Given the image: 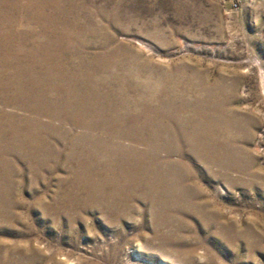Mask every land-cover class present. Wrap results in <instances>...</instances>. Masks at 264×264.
Listing matches in <instances>:
<instances>
[{"label":"rangeland","instance_id":"374dc122","mask_svg":"<svg viewBox=\"0 0 264 264\" xmlns=\"http://www.w3.org/2000/svg\"><path fill=\"white\" fill-rule=\"evenodd\" d=\"M0 40V264H264V0H0Z\"/></svg>","mask_w":264,"mask_h":264},{"label":"bare ground","instance_id":"6f19581e","mask_svg":"<svg viewBox=\"0 0 264 264\" xmlns=\"http://www.w3.org/2000/svg\"><path fill=\"white\" fill-rule=\"evenodd\" d=\"M23 6H24V5H23ZM50 19H51V18H50ZM58 29H59V28H58ZM45 30H46V29H45ZM6 32H7V31H6ZM0 41H1V40H0ZM44 48H45V47H44ZM40 49H42V48H40ZM55 49H56V48H55ZM58 49H59V48H58ZM46 50H47V49H46ZM38 51H39V49H38ZM36 52H37V50H36ZM55 52H57V51L55 50ZM115 52H116V51H115ZM38 53H39V52H38ZM40 53H41V52H40ZM42 54H43V53H42ZM50 54H51V53H50ZM51 55H52V54H51ZM51 55H50V56H51ZM8 56H9V55H8ZM43 56H44V55H43ZM47 56H48V55H47ZM47 56H46V57H47ZM34 57H36V56H34ZM37 57H39V56H37ZM41 57H42V56H41ZM57 57H58V56H57ZM30 58H31V57H30ZM43 58H44V57H43ZM43 58H42V59H43ZM20 59H22V57H21ZM36 59H37V58H36ZM47 59H48V58H47ZM11 60H12V59H11ZM23 60H24V59H23ZM40 60H41V59H40ZM52 60H53V59H52ZM49 61H50V60H49ZM40 62H41V61H40ZM47 62H48V60H47ZM58 62H59V60H58ZM26 63H27V62H26ZM50 63H52V62H50ZM55 63H56V62H55ZM7 64H8V63H7ZM9 64H10V63H9ZM18 64H19V63H18ZM20 64H21V63H20ZM24 64H25V63H24ZM37 65H38V64H37ZM48 65H50V64H48ZM22 66H23V65H22ZM26 66H27V65H26ZM43 66H44V65H43ZM62 66H63V65H62ZM30 67H31V65H30ZM32 67H33V66H32ZM37 67H38V66H37ZM40 67H41V66H40ZM48 67H49V66H48ZM4 68H5V67H4ZM11 68H12V67H11ZM21 68H23V67H21ZM27 68H28V67H27ZM50 68H51V67H50ZM67 69H68V68H67ZM1 70H2V69H1ZM5 70H6V69H5ZM32 70H33V69H32ZM32 70H31V71H32ZM51 70H52V69H51ZM35 71H36V70H35ZM37 71H39V70H37ZM46 71H47V70H46ZM52 71H53V70H52ZM59 71H60V70H59ZM0 72H1V71H0ZM39 72H40V71H39ZM42 72H43V71H42ZM55 72H56V71H55ZM2 73H3V72H2ZM13 73H15V72H13ZM18 73H19V72H18ZM20 73H22V72H20ZM44 73H45V72H44ZM10 74H11V73H10ZM23 74H24V73H23ZM31 74H32V73H31ZM52 74H53V73H52ZM67 74H68V73H67ZM21 75H22V74H21ZM46 75H47V74H46ZM50 75H51V74H50ZM6 76H7V75H6ZM15 76H16V75H15ZM27 76H28V75H27ZM30 76H31V75H30ZM51 76H52V75H51ZM63 76H64V75H63ZM16 77H17V76H16ZM47 77H48V76H47ZM1 78H2V77H1ZM13 78H14V77H13ZM48 78H49V77H48ZM6 79H7V78H6ZM16 79H17V78H16ZM21 79H22V78H21ZM38 79H39V78H38ZM50 79H51V78H50ZM50 79H49L48 81H50ZM53 79H54V77H53ZM58 79H59V78H58ZM72 79H73V78H72ZM85 79H86V78H85ZM14 80H15V79H14ZM25 80H26V79H25ZM35 80H36V79H35ZM62 80H63V79H62ZM10 81H11V80H10ZM21 81H22V80H21ZM21 81H20V82H21ZM58 81H59V80H58ZM68 81H69V80H68ZM79 81H82V80H79ZM18 82H19V80H18ZM23 82H24V81H23ZM51 82H53V81H51ZM65 82H66V81H65ZM0 83H1V82H0ZM6 83H7V82H6ZM10 83H11V82H10ZM15 83H16V82H15ZM15 83H14V84H15ZM25 83H26V82H25ZM32 83H34V82L32 81ZM58 83H59V82H58ZM82 83H83V82H82ZM67 84H68V83H67ZM80 84H81V83H80ZM88 84H89V83H88ZM2 85H3V84H2ZM21 85H22V84H21ZM31 85H32V84H31ZM43 85H44V84H43ZM55 85H56V84H55ZM65 85H66V84H65ZM73 85H74V84H73ZM82 85H83V84H82ZM0 86H1V85H0ZM6 86H7V85H6ZM6 86H5V88H6ZM9 86H10V85H9ZM16 86H17V85H16ZM67 86H68V85H67ZM90 86H91V85H90ZM26 87H27V86H26ZM38 87H39V86H38ZM43 87H44V86H43ZM48 87H49V86H48ZM57 87H58V86H57ZM33 88H34V87H33ZM54 88H56V87H54ZM72 88H73V87H72ZM82 88H83V87H82ZM16 89H17V88H16ZM27 89H28V88H27ZM47 89H48V88H47ZM58 89H59V88H58ZM60 89H61V88H60ZM79 89H80V88L78 87V90H79ZM8 90H9V89H8ZM28 90H29V89H28ZM49 90H51V89H49ZM56 90H57V89H56ZM0 91H1V90H0ZM10 91H11V90H10ZM25 91H26V90H25ZM66 91H67V90H66ZM68 91H69V90H68ZM12 92H13V90H12ZM19 92H20V91H19ZM21 92H22V91H21ZM29 92H31V91H29ZM34 92H35V91H34ZM40 92H41V91H40ZM45 92H46V90H45ZM51 92H52V91H51ZM0 93H1V92H0ZM10 93H11V92H10ZM43 93H44V92H43ZM47 93H48V92H47ZM47 93H45V94H47ZM49 93H50V92H49ZM19 94H20V93H19ZM39 94H40V93H39ZM50 94H51V93H50ZM80 94H81V93H80ZM55 95H56V93H55ZM72 95H73V94H72ZM14 96H16V95H14ZM46 96H47V95H46ZM77 96H78V95H77ZM96 96H97V95H96ZM11 97H12V96H10V98H11ZM20 97H21V95H20ZM30 97H31V96H30ZM32 97H33V96H32ZM89 97H90V96H89ZM105 97H106V96H105ZM0 98H1V97H0ZM2 98H3V97H2ZM10 98H9V99H10ZM35 98H36V97H35ZM40 98H41V97H40ZM42 98H43V97H42ZM49 98H50V96H49ZM52 98H53V97H52ZM66 98H67V97H66ZM94 98H95V97H94ZM111 98H112V97H111ZM21 99H22V98H21ZM28 99H29V98H28ZM38 99H39V98H38ZM71 99H72V98H71ZM79 99H80V98H79ZM107 99H108V98H107ZM107 99H106V100H107ZM43 100H44V99H43ZM76 100H77V99H76ZM84 100H85V99H84ZM96 100H97V99H96ZM28 101H29V100H28ZM45 101H46V100H45ZM109 101H110V99H109ZM17 102H20V101H17ZM17 102H15V103H17ZM53 102H54V100H53ZM56 102H57V101H56ZM56 102H55V103H56ZM60 102H61V101H60ZM68 102H69V101H68ZM0 103H1V102H0ZM9 103H10V102H9ZM12 103H13V102H12ZM35 103H36V101H35ZM81 103H82V102H81ZM17 104H18V103H17ZM19 104H20V103H19ZM31 104H32V103H31ZM31 104H30V105H31ZM36 104H37V103H36ZM48 104H49V103H48ZM77 104H78V103H77ZM83 104H84V103H83ZM90 104H91V102H90ZM4 105H5V103H4ZM13 105H14V103H13ZM41 105H42V103H41ZM44 105H45V104H44ZM73 105H75V107L78 106V105H76V103L73 104ZM5 106H6V105H5ZM16 106H17V105H16ZM27 106H28V105H27ZM60 106H61V105H60ZM71 106H72V105H71ZM40 107H41V106H40ZM55 107H56V106H55ZM60 108H61V107H60ZM63 108H64V107H63ZM42 109H43V108H42ZM45 109H47V108H45ZM57 109H58V107H57ZM26 110H27V108H26ZM36 110H37V109H36ZM38 110H39V109H38ZM40 110H41V109H40ZM40 110H39V111H40ZM43 110H44V109H43ZM66 110H67V109H66ZM1 111H2V110H1ZM12 111H13V110H12ZM45 111H46V110H45ZM48 111H49V110H48ZM27 112H28V110H27ZM42 112H43V111H42ZM67 112H68V111H67ZM33 113H35L34 110H33ZM37 113H38V112H37ZM68 113H69V112H68ZM28 114H29V113H28ZM51 114H52V113H51ZM72 114H73V112L71 113V115H72ZM0 115H2V114L0 113ZM41 115H44V113L41 114ZM58 115H59V113H58ZM78 115H79V114H78ZM51 116H52V115H51ZM75 116H76V115H75ZM113 116H114V115H113ZM5 117H6V116H5ZM5 117H4V118H5ZM30 117H31V116H30ZM37 117H38V116H37ZM63 117H64V116H63ZM78 117H79V116H78ZM88 117H89V116H88ZM6 118H7V117H6ZM13 118H14V117H13ZM10 119H11V118H10ZM72 119H73V118H72ZM31 120H32V119H31ZM48 120H49V119H48ZM65 120H66V119H65ZM75 120H76V119H75ZM77 120H78V119H77ZM11 121H12V120H11ZM22 121H23V120H22ZM26 121H27V120H26ZM29 121H30V120H29ZM43 121H44V120H43ZM69 121H70V119H69ZM9 122H10V121H9ZM46 122H47V121H46ZM2 123H3V122H2ZM5 123H6V122H5ZM30 123H31V122H30ZM30 123H29V124H30ZM60 123H61V122H60ZM84 123H85V121H84ZM29 124H28V125H29ZM33 124H34V123H33ZM35 124H36V123H35ZM31 125H32V124H31ZM37 125H38V124H37ZM57 125H58V124H57ZM5 126H6V125H5ZM8 126H9V125H8ZM24 126H25V125H24ZM32 126H33V125H32ZM63 126H64V125H63ZM72 126H73V124H72ZM86 126H87V125H86ZM21 127H22V126H21ZM65 127H66V126H65ZM67 127H68V126H67ZM75 127H76V126H75ZM81 127H82V126H81ZM3 128H4V127H3ZM5 128H6V127H5ZM29 128H30V127H29ZM83 128H84V126H83ZM7 129H8V128H7ZM15 129H16V131H17V128H15ZM40 129H41V128H40ZM57 129H58V128H57ZM66 129H67V128H66ZM77 129H78V128H77ZM112 129H113V128H112ZM114 129H115V128H114ZM19 130H20V129H19ZM44 130H45V129H44ZM64 130H65V129H64ZM68 130H69V129H68ZM70 130H71V129H70ZM97 130H98V129H97ZM6 131H7V130H6ZM10 131H11V130H10ZM16 131H15V132H16ZM20 131H21V130H20ZM28 131H29V130H28ZM28 131H27V132H28ZM37 131H38V130L36 129V132H37ZM78 131H79V130H78ZM90 131H91V130H90ZM3 132H4V131H3ZM21 132H22V131H21ZM25 132H26V131H25ZM46 132H47V130H46ZM8 133H9V131H8ZM16 133H17V132H16ZM18 133H19V132H18ZM47 133H48V132H47ZM47 133H46V134H47ZM60 133H61V132H60ZM79 133H80V132H79ZM81 134H82V133H81ZM8 135H9V134H8ZM33 135H34V133H33ZM74 135H75V134H74ZM76 135H77V134H76ZM76 135H75V136H76ZM10 136H11V135H10ZM13 136H14V135H13ZM13 136H12V137H13ZM58 136H60V135H58ZM63 136H64V135H63ZM92 136H93V135H92ZM26 137H27V136H26ZM67 137H68V136H67ZM93 137H94V136H93ZM13 138H15V137H13ZM20 138H21V137H20ZM20 138H19V139H20ZM53 138H54V137H53ZM74 138H75V137H74ZM74 138H73V139H74ZM81 138H82V136H81ZM1 139H2V137H1ZM28 139H29V138H28ZM75 139H76V138H75ZM78 139H79V138H78ZM11 140H12V139H11ZM21 140H22V138H21ZM24 140H25V139H24ZM29 140H30V139H29ZM37 140H38V139H37ZM42 140H43V139H42ZM119 140H120V139H119ZM127 140H128V139H127ZM8 141H9V140H8ZM33 141H34V140H33ZM45 141H46V140H45ZM45 141H44V142H45ZM25 142H26V141H25ZM26 143H28V142H26ZM36 143H37V142H36ZM48 143H49V141H48ZM0 144H1V143H0ZM3 144H4V143H3ZM33 144H34V142H33ZM4 146H5V145H4ZM10 146H11V145H10ZM16 146H17V145H16ZM21 146H22V145H21ZM51 146H52V145H51ZM34 147H35V146H34ZM44 148H45V147H44ZM44 148H42V149H44ZM50 148H51V147H50ZM0 149H1V148H0ZM2 149H3V148H2ZM70 149H71V148H70ZM72 150H74V149H72ZM72 150H71V151H72ZM158 150H159V149H158ZM1 151H2V150H1ZM26 151H28V150H26ZM99 151H100V150H99ZM11 152H13V150H11ZM17 152H18V151H17ZM73 152H74V151H73ZM86 152H87V151H86ZM146 152H147V151H146ZM158 152H159V151H158ZM3 153H4V152H3ZM14 153H16V151H15ZM45 153H46V152H45ZM81 153H82V152H81ZM90 153H91V152H90ZM135 153H136V152H135ZM139 153H140V152H139ZM141 153H143V152H141ZM28 154H30V153H28ZM28 154H26V155H28ZM43 154H44V153H43ZM68 154H69V153H68ZM82 154H83V153H82ZM132 154H133V153H132ZM170 154H171V153H170ZM22 155H23V153H22ZM51 155H52V154H51ZM74 155H75V154H74ZM77 155H78V154H77ZM96 155H97V154H96ZM135 155H136V154H135ZM152 155H154V154H152ZM156 155H157V154H156ZM42 156H44V155H42ZM45 156H46V155H45ZM45 156H44V157H45ZM90 156H91V154H90ZM90 156H89V157H90ZM141 156H142V155H141ZM159 156H160V155H159ZM0 157H1V155H0ZM3 157H4V156H3ZM51 157H52V156H51ZM65 157H66V156H65ZM147 157H148V156H147ZM79 158H80V157H79ZM160 158H161V157H160ZM165 158H166V157H165ZM2 159H3V158H2ZM5 159H6V158H5ZM10 159H11V158H10ZM18 159H20V158H18ZM29 159H30V158H29ZM36 159H37V158H36ZM71 159H72V158H71ZM84 159H85V158H84ZM90 159H92V158L90 157ZM90 159H89V160H90ZM143 159H144V158H143ZM146 159H147V158H146ZM14 160H15V159H14ZM75 160H76V159H75ZM80 160H81V159H80ZM85 160H86V159H85ZM6 161H7V160H6ZM38 161H39V160H38ZM67 161H68V160H67ZM82 161H84V160H82ZM82 161H81V162H82ZM91 161H92V160H91ZM138 161H139V160H138ZM159 161H160V160H159ZM11 162H12V161H11ZM13 162H14V161H13ZM35 162H36V161H34V163H35ZM40 162H41V161H40ZM42 162H43V159H42ZM70 162H71V161H70ZM74 162H75V161H74ZM87 162H88V161H87ZM101 162H102V161H101ZM172 162H173V160H172ZM180 162H181V161H180ZM180 162H179L178 164H180ZM5 163H6V162H5ZM45 163H47V162H45ZM83 163H84V162H83ZM88 163H91V162H88ZM138 163H139V162H138ZM149 163H150V162H149ZM175 163H176V162H175ZM59 164H60V163H59ZM77 164H78V163H77ZM96 164H97V163H96ZM129 164H131V163H129ZM156 164H157V163H156ZM159 164H160V163H159ZM38 165H39V164H38ZM43 165H44V164H43ZM70 165H71V164H70ZM72 165H73V164H72ZM101 165H103V164H101ZM101 165L99 164V166H101ZM109 165H110V164H109ZM112 165H113V164H112ZM118 165H119V164H118ZM118 165H117V166H118ZM124 165H125V164H123V167H124ZM157 165H158V164H157ZM27 166H28V165H27ZM81 166H82V165H81ZM88 166H89V164H88ZM105 166H106V165H105ZM114 166H115V165H114ZM125 166H126V165H125ZM145 166H146V165H145ZM159 166H161V165H159ZM1 167H2V166H1ZM10 167H11V166H10ZM38 167H39V166H38ZM75 167H76V166H75ZM142 167H143V166H142ZM34 168H35V167H34ZM56 168H57V167H56ZM66 168H67V167H66ZM77 168H78V167H77ZM77 168H76V169H77ZM79 168H80V167H79ZM99 168H100V167H99ZM106 168H107V166H106ZM119 168H120V167H119ZM150 168H151V167H150ZM36 169H39V168H36ZM44 169H46V168H44ZM69 169H70V168H69ZM73 169H74V168H73ZM81 169H82V168H81ZM81 169H80V170H81ZM88 169H89V168H88ZM102 169H103V168H102ZM121 169H122V168H121ZM124 169H125V168H124ZM126 169H127V168H126ZM136 169H137V168H136ZM136 169H135V170H136ZM143 169H144V168H143ZM153 169H154V168H153ZM172 169H173V168H172ZM29 170H30V169H29ZM29 170H28V171H29ZM32 170H33V169H32ZM40 170H42V168H41ZM40 170H39V171H40ZM67 170H68V169H67ZM70 170H71V169H70ZM80 170H79V171H80ZM85 170H86V169H85ZM95 170H96V169H95ZM98 170H99V169H98ZM107 170H108V169H107ZM110 170H111V169H110ZM110 170H109V171H110ZM157 170H158V169H157ZM159 170H160V169H159ZM111 171H112V170H111ZM122 171H123V170H122ZM151 171H153V170H151ZM170 171H171V169H170ZM170 171H169V172H170ZM63 172H64V171H63ZM68 172H70V171H68ZM82 172H83V170H82ZM84 172H87V171H84ZM92 172H93V171H92ZM133 172H134V171H133ZM156 172H157V171H156ZM172 172H173V171H172ZM177 172H178V171H177ZM180 172H181V171H180ZM76 173H77V172H76ZM80 173H81V172H80ZM89 173H90V172H89ZM103 173H106V172H102V174H103ZM143 173H144V172H143ZM151 173H152V172H151ZM151 173H150V174H151ZM159 173H161V172H159ZM39 174H40V172H39ZM70 174H71V173H70ZM70 174H69V175H70ZM81 174H82V173H81ZM84 174H85V173H84ZM93 174H94V173H93ZM126 174H127V173H126ZM78 175H80L79 172H78ZM86 175H87V173H86ZM99 175H100V174H99ZM117 175H118V174H117ZM123 175H124V174H123ZM142 175H143V174H142ZM161 175H162V174H161ZM87 176H89V175H87ZM108 176H109V175H108ZM111 176H112V175H111ZM127 176H128V174H127ZM134 176H135V175H134ZM139 176H140V175H139ZM150 176H151V175H150ZM166 176H167V175H166ZM1 177H2V176H1ZM36 177H37V176H36ZM40 177H41V176H40ZM51 177H52V176H51ZM72 177H73V176H72ZM103 177H104V176H103ZM120 177H121V176H120ZM124 177H125V176H124ZM124 177H123V178H124ZM132 177H133V176H132ZM136 177H137V176H136ZM162 177H163V176H162ZM169 177H170V176H169ZM61 178H62V177H61ZM79 178H80V176H79ZM83 178H84V176H83ZM91 178H92V177H91ZM94 178H95V177H94ZM170 178H171V177H170ZM12 179H13V178H12ZM77 179H78V178H77ZM77 179H76V180H77ZM87 179H88V178H87ZM95 179H96V178H95ZM107 179H109V178L106 177V180H107ZM128 179H129V178H128ZM138 179H139V178H138ZM140 179H141V178H140ZM89 180H90V179H89ZM112 180H113V179H112ZM125 180H126V179H125ZM146 180H147V179H146ZM148 180H150V179H148ZM58 181H59V180H58ZM64 181H65V179H64ZM66 181H67V180H66ZM66 181H65V182H66ZM91 181H92V180H91ZM96 181H97V180H96ZM102 181H103V180H102ZM104 181H105V180H104ZM162 181H163V180H162ZM169 181H170V180H169ZM68 182H69V180H68ZM70 182H71V181H70ZM98 182H99V181H98ZM114 182H115V181H114ZM124 182H126V181H124ZM136 182H138V181H136ZM139 182H140V181H139ZM139 182H138V183H139ZM178 182H179V181H178ZM61 183H62V182H61ZM85 183H86V182H85ZM100 183H101V182H100ZM100 183H99V184H100ZM105 183H106V182H105ZM110 183H111V182H110ZM155 183H156V182H155ZM169 183H170V182H169ZM58 184H59V183H58ZM65 184H68V183L66 182ZM88 184H89V183H88ZM103 184H104V183H103ZM125 184H126V183H125ZM135 184H137V183H135ZM164 184H165V183H164ZM75 185H76V184H75ZM83 185H84V184H83ZM91 185H92V184H91ZM96 185H97V184H96ZM111 185H112V184H111ZM117 185H119V183H118ZM129 185H130V184H129ZM152 185H153V184H152ZM158 185H159V184H158ZM168 185H169V184H168ZM59 186H60V185H59ZM61 186H62V185H61ZM64 186H65V185H64ZM71 186H73V184H72ZM112 186H113V185H112ZM119 186H120V185H119ZM125 186H127V185H125ZM145 186H146V185H145ZM147 186H148V185H147ZM164 186H165V185H164ZM169 186H170V185H169ZM66 187H67V186H66ZM69 187H70V186H69ZM73 187H75V186H73ZM80 187H81V186H80ZM85 187H86V186H85ZM88 187L91 188V186H88ZM108 187H110V186H108ZM114 187H115V186H114ZM116 187H117V186H116ZM122 187H123V186H122ZM130 187H132V186H130ZM153 187H154V185H153ZM64 188H65V187H64ZM67 188H68V187H67ZM90 188H89V189H90ZM95 188H96V187H95ZM95 188H94L93 190H95ZM55 189H56V188H55ZM98 189H99V188H98ZM112 189H113V188H112ZM112 189H111V191H112ZM137 189H138V188H137ZM137 189H136V190H137ZM145 189H146V188H145ZM166 189H167V188H166ZM56 190H57V189H56ZM105 190H106V189H105ZM107 190H108V189H107ZM115 190H116V188H115ZM143 190H144V189H143ZM159 190H160V189H159ZM171 190H172V186H171ZM65 191H66V190H65ZM75 191H76V190H75ZM88 191H89V190H88ZM172 191H173V190H172ZM98 192H100V191L98 190ZM131 192H132V191H131ZM136 192H137V191H136ZM59 193H60V192H59ZM68 193H69V192H68ZM103 193L106 194V192H103ZM112 193H113V192H111V194H112ZM152 193H153V192H152ZM155 193H156V192H155ZM169 193H170V192H169ZM4 194H5V193H4ZM77 194H79V193H77ZM93 194H94V193H93ZM97 194H98V193H97ZM157 194H158V193H157ZM162 194H163V193H162ZM61 195H62V193H61ZM81 195H82V194H81ZM116 195H118V194H116ZM155 195H156V194H155ZM173 195H174V194H173ZM83 196H84V195H83ZM91 196H92V195H91ZM91 196H90V197H91ZM106 196H107V195H106ZM106 196H105V197H106ZM108 196H109V194H108ZM156 196H157V195H156ZM70 197H71V196H70ZM87 197H88V196H87ZM96 197H97V196H96ZM102 197H103V196H102ZM110 197H111V196H110ZM143 197H144V196H143ZM151 197H152V196H151ZM158 197H159V196H158ZM164 197H165V196H164ZM166 197H167V196H166ZM74 198H75V197H74ZM111 198H112V197H111ZM167 198H169V197H167ZM64 199H65V198H64ZM79 199H80V198H79ZM90 199H91V198H90ZM109 199H110V198H109ZM109 199H108V200H109ZM115 199H116V198H115ZM60 200H61V199H60ZM66 200H67V199H66ZM71 200H72V199H71ZM105 200H107V199H105ZM164 200H165V198H164ZM68 201H69V200H68ZM86 201H87V199H86ZM69 202H70V201H69ZM78 202H79V201H78ZM94 202H95V201H94ZM83 203H84V202H83ZM115 219H116V218H115Z\"/></svg>","mask_w":264,"mask_h":264}]
</instances>
